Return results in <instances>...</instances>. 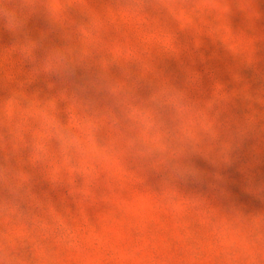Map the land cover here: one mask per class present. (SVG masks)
Masks as SVG:
<instances>
[{"label":"rangeland","instance_id":"obj_1","mask_svg":"<svg viewBox=\"0 0 264 264\" xmlns=\"http://www.w3.org/2000/svg\"><path fill=\"white\" fill-rule=\"evenodd\" d=\"M32 3L0 21V264H264V0Z\"/></svg>","mask_w":264,"mask_h":264},{"label":"clouds","instance_id":"obj_2","mask_svg":"<svg viewBox=\"0 0 264 264\" xmlns=\"http://www.w3.org/2000/svg\"><path fill=\"white\" fill-rule=\"evenodd\" d=\"M34 5L32 0H0V21H3V26L6 30L12 33L22 32L27 24L29 14L32 12ZM53 61L59 67L56 71L46 69L50 75H55L59 79H71L74 74V69L67 63L63 55H54ZM47 131L54 138L61 151L77 156L81 159H87L89 153L88 143L81 138L77 133L65 128L63 125L51 123L48 125ZM183 182H198L199 174L187 169L180 173Z\"/></svg>","mask_w":264,"mask_h":264}]
</instances>
